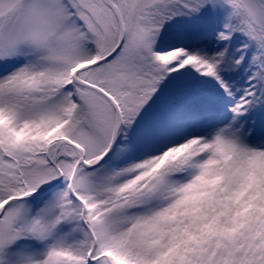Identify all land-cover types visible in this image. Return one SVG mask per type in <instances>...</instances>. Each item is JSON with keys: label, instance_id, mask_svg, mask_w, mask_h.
Returning a JSON list of instances; mask_svg holds the SVG:
<instances>
[{"label": "snow or ice", "instance_id": "6c2138e0", "mask_svg": "<svg viewBox=\"0 0 264 264\" xmlns=\"http://www.w3.org/2000/svg\"><path fill=\"white\" fill-rule=\"evenodd\" d=\"M0 264H264V0H0Z\"/></svg>", "mask_w": 264, "mask_h": 264}]
</instances>
